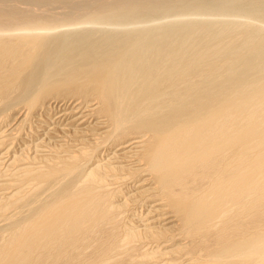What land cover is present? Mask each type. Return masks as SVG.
<instances>
[{"label": "bare ground", "instance_id": "1", "mask_svg": "<svg viewBox=\"0 0 264 264\" xmlns=\"http://www.w3.org/2000/svg\"><path fill=\"white\" fill-rule=\"evenodd\" d=\"M0 264H264V0H0Z\"/></svg>", "mask_w": 264, "mask_h": 264}]
</instances>
